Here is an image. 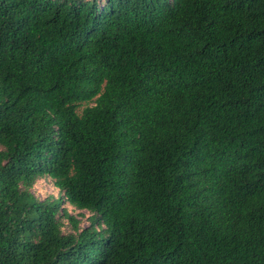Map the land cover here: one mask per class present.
<instances>
[{
    "label": "trees",
    "instance_id": "16d2710c",
    "mask_svg": "<svg viewBox=\"0 0 264 264\" xmlns=\"http://www.w3.org/2000/svg\"><path fill=\"white\" fill-rule=\"evenodd\" d=\"M0 264H264V0H0Z\"/></svg>",
    "mask_w": 264,
    "mask_h": 264
},
{
    "label": "rangeland",
    "instance_id": "374dc122",
    "mask_svg": "<svg viewBox=\"0 0 264 264\" xmlns=\"http://www.w3.org/2000/svg\"><path fill=\"white\" fill-rule=\"evenodd\" d=\"M29 193L39 201L45 199H56L60 197V193L52 186V182L48 177H41L37 179L29 189ZM62 208L66 211L67 215L70 216L77 224V227L82 229L88 226L89 221L87 218L90 217V214L86 211H79L73 207L64 204ZM63 233H69L71 231L67 220L61 219Z\"/></svg>",
    "mask_w": 264,
    "mask_h": 264
}]
</instances>
